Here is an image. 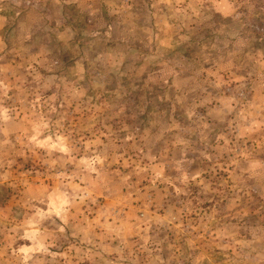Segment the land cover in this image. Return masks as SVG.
<instances>
[{"label": "rangeland", "instance_id": "obj_1", "mask_svg": "<svg viewBox=\"0 0 264 264\" xmlns=\"http://www.w3.org/2000/svg\"><path fill=\"white\" fill-rule=\"evenodd\" d=\"M74 1L0 0V264H264V0Z\"/></svg>", "mask_w": 264, "mask_h": 264}, {"label": "crops", "instance_id": "obj_2", "mask_svg": "<svg viewBox=\"0 0 264 264\" xmlns=\"http://www.w3.org/2000/svg\"><path fill=\"white\" fill-rule=\"evenodd\" d=\"M74 1V0H73ZM74 2H77L76 4L78 5L79 9H81L82 11H86L87 13H91V11L95 14L99 11L98 7H95L93 9H91L90 7L94 4L95 2L94 0H76ZM96 6V5H95ZM102 9H100L101 11ZM97 15V14H95ZM95 18V17H94ZM78 35V31L76 32V37ZM13 177L11 176L10 179H12ZM8 176L5 175L4 173L1 174L0 176V183H8L7 181ZM15 179V178H14ZM45 187L42 186V182L40 183V186H36V187H31V191L28 190H24L26 192H24V194H22V199H20L19 201H21L22 203L25 202V204L28 203V200H30L31 197H33V200H40L43 196L47 197V202L45 204L44 208H39L38 203L36 202L35 208H36V214L38 216V218L36 217L35 221H36V227H41L44 224V220H53V216L58 217V215L61 216L64 215L66 218H64V221H66L65 219H70L69 215L73 213L74 211V200L71 198L70 199V204H69V193H66V200L65 203L64 202H60L62 201L64 198H60L59 197V193L57 190H54L53 188H51L47 195H49V197L46 195V191L44 190ZM56 189V188H55ZM13 203V202H12ZM12 203H6L5 208L7 209L9 207V205H11ZM3 204V203H2ZM27 207V206H26ZM52 218V219H51Z\"/></svg>", "mask_w": 264, "mask_h": 264}, {"label": "trees", "instance_id": "obj_3", "mask_svg": "<svg viewBox=\"0 0 264 264\" xmlns=\"http://www.w3.org/2000/svg\"><path fill=\"white\" fill-rule=\"evenodd\" d=\"M77 40H80V32H78V35H77Z\"/></svg>", "mask_w": 264, "mask_h": 264}]
</instances>
